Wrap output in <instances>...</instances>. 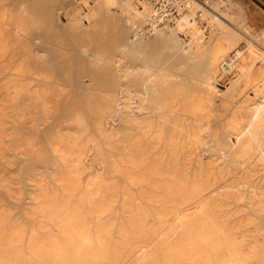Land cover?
<instances>
[{
    "label": "rangeland",
    "instance_id": "1",
    "mask_svg": "<svg viewBox=\"0 0 264 264\" xmlns=\"http://www.w3.org/2000/svg\"><path fill=\"white\" fill-rule=\"evenodd\" d=\"M239 3L213 1L209 11L193 3L180 18L190 29L177 33L145 27L148 1L0 0V238L25 255L22 263H34L30 247L49 237L61 246L70 236H86L91 250L100 237L108 251L123 237H136L133 248L145 245L112 264L141 263L143 250L168 257L163 240L177 236L181 211L171 201L190 188L180 180L192 181L182 169L185 150L176 159L174 148L186 147L187 126L200 123L217 162L197 178L204 181L197 198L220 184L256 187L253 200L244 193L236 202L218 192L232 186H221L211 208L246 241L250 264L264 260V2L251 3L255 17L249 3ZM82 44L108 61L123 54L120 63L90 59ZM178 164L179 178L171 169Z\"/></svg>",
    "mask_w": 264,
    "mask_h": 264
},
{
    "label": "bare ground",
    "instance_id": "2",
    "mask_svg": "<svg viewBox=\"0 0 264 264\" xmlns=\"http://www.w3.org/2000/svg\"><path fill=\"white\" fill-rule=\"evenodd\" d=\"M139 1H148L151 4V9H152V15H151V20L149 22V24H147L145 27L152 30L154 28H158L160 26H166L169 29H173L175 32L177 33H187V31L190 29L189 26H187L185 24V22L183 20H181V13L184 9H188L190 8V6L194 3L199 4L200 7H202L203 9L206 10H211L209 8V3L213 2V1H218L219 0H164L166 2H170L171 4L175 5V10L176 13L175 14H167L163 8L164 5H161L160 8H156V1L157 0H139ZM99 6V5H98ZM195 6V5H194ZM193 7V6H192ZM196 7V6H195ZM220 7H222L220 5ZM23 8V7H21ZM46 9V8H45ZM74 9V8H73ZM198 9V8H197ZM135 8L130 7L129 8V12L131 14H133L135 12ZM198 13V11H197ZM48 14V13H47ZM36 15V14H35ZM184 15V14H183ZM182 15V16H183ZM49 16V15H48ZM137 16V15H136ZM36 21V20H35ZM43 21V20H42ZM47 21V20H46ZM43 23V22H42ZM6 26V25H5ZM9 28V27H8ZM11 28V27H10ZM14 28V27H13ZM149 31V30H148ZM147 31V32H148ZM8 32V31H7ZM149 33V32H148ZM151 33V32H150ZM154 33V32H153ZM19 35V34H18ZM39 37L33 36V40L36 41ZM36 44V43H35ZM81 52L84 53L87 57H89L90 59L93 60H97L99 62H102L103 64H119L120 63V59H119V54L114 55L113 58L111 60H104L100 53H97L95 51H90L89 48H87L86 45L82 44L80 46ZM35 51V50H34ZM39 51V50H38ZM219 51V50H218ZM217 51V53H218ZM221 51V50H220ZM37 53V51L35 52ZM40 53V52H39ZM221 53V52H220ZM42 54V53H41ZM123 55V54H122ZM121 55V56H122ZM216 56V55H214ZM123 59V58H122ZM122 61V60H121ZM211 61V60H210ZM94 63V62H93ZM127 65V64H126ZM121 66V65H119ZM125 66V65H124ZM142 66V65H139ZM112 67V66H110ZM137 67V65H136ZM128 68V66H127ZM132 67H130L129 69H131ZM140 69V67H137ZM146 70H142V71H148L149 67H143ZM119 72V68H117ZM117 69H114L115 71ZM128 69V70H129ZM138 69V70H139ZM178 69V68H177ZM125 70V69H124ZM127 71V70H125ZM130 71V70H129ZM136 71V70H135ZM141 71V70H139ZM5 72V71H4ZM3 72V73H4ZM121 72V71H120ZM180 72V71H179ZM2 73V72H1ZM14 73V72H12ZM142 73V72H141ZM7 74V72L5 73ZM10 74V73H9ZM7 74V75H9ZM128 73H125L123 75L127 76ZM168 74H172V73H168ZM209 75V74H208ZM173 76V75H172ZM170 76V77H172ZM264 76V75H263ZM125 77V76H124ZM123 77V78H124ZM122 78V77H121ZM209 78V77H208ZM260 78V77H259ZM8 79V78H6ZM36 79V78H35ZM120 80V78H119ZM212 80V78L210 79ZM262 82H264V77L261 78ZM201 82V81H200ZM204 86L206 85L207 88H212L210 86V82H208L206 79L204 80ZM261 83V82H260ZM259 84V81H258ZM198 86V85H197ZM203 86V85H202ZM214 87V86H213ZM60 88V87H59ZM254 88V87H253ZM252 88V89H253ZM204 89V88H203ZM127 90V89H126ZM202 91V89H201ZM211 91V90H210ZM209 91V92H210ZM37 92V91H36ZM204 92V91H203ZM202 92V93H203ZM206 92V90H205ZM201 93V92H200ZM199 93V94H200ZM208 93V92H207ZM214 93V91H213ZM205 94V93H204ZM232 94V93H231ZM264 94V93H263ZM56 95V94H55ZM59 95V94H58ZM56 95V96H58ZM204 95H202L203 97ZM211 96V94H210ZM209 96V98H210ZM200 97V96H199ZM201 98V97H200ZM212 98V97H211ZM254 98V97H253ZM134 99V98H133ZM205 99V97H204ZM206 99H207V95H206ZM205 99V100H206ZM252 99V98H251ZM140 100V99H139ZM139 100H136L139 102ZM201 100V99H200ZM210 100V99H209ZM250 100V99H249ZM165 101V100H164ZM202 101V100H201ZM211 101V100H210ZM259 101V100H258ZM135 104V101H133ZM137 102V103H138ZM141 102V100H140ZM206 102V101H205ZM117 103V102H116ZM132 103V102H131ZM136 103V104H137ZM143 103V101H142ZM201 103V102H200ZM237 103V102H236ZM256 103V102H255ZM263 103V102H262ZM144 104V103H143ZM248 104V102H247ZM130 105V104H128ZM151 105V104H150ZM202 105V104H201ZM259 105V104H258ZM141 106V105H139ZM160 106V105H159ZM200 106V105H199ZM196 106V107H199ZM152 107V106H151ZM164 107V106H163ZM257 107V105H256ZM262 107V106H261ZM145 108V107H144ZM156 108V107H154ZM162 108V106H161ZM166 109V107H164ZM253 108V107H252ZM251 108V110H252ZM157 109V108H156ZM198 109V108H197ZM200 109V107H199ZM250 109V108H248ZM170 110V109H169ZM168 110V111H169ZM27 111V110H26ZM40 111V110H38ZM142 111V110H141ZM167 111V110H166ZM204 111V109H203ZM206 111V110H205ZM192 114V116H196L195 114H197V118H202L200 116V113H198L195 110L190 111ZM189 113V112H188ZM202 113V112H201ZM7 115V114H6ZM190 115V114H189ZM189 117V116H188ZM207 117V116H206ZM167 118V117H166ZM191 120V119H190ZM200 120V119H199ZM206 121V120H205ZM193 122V121H192ZM196 122V121H195ZM191 123V122H190ZM183 124V123H182ZM189 125V124H188ZM196 125V124H195ZM205 125V123H204ZM203 124H198L197 127H193V126H187L185 132H186V138L189 139L190 141L187 143L186 147H178L175 146L174 151L176 154V159H178V152H180V150H185L184 152V162H183V170L185 171V175L187 178H190L192 181H183L180 180L183 184L188 183L190 184V188L188 190H181L179 187V189L181 190V198H180V202L177 203L175 201H171L173 202L174 208L178 207L181 208V211H179L176 215L175 218L179 219L178 223L176 224V227H179L180 229L177 231V236L176 237H169V238H165L163 240V242L166 245H173L175 244V246H172L173 248H171L170 246L167 248V250H172L170 251L171 254H169L168 257H166L165 259H162V257L160 258H156L157 256H161L163 253H161V255H157L155 257V255H152L154 257L149 258L150 253H147V250L144 251L143 250V256L141 263L137 262V264H250L249 262H251V260L248 262V256L250 255L251 251H249L246 248V245L248 246V244H246V241L242 240V237L239 238L237 236V234L233 231H229L228 228L225 227V221H220L217 220L218 217L217 215L219 214H215L212 211V202L214 201V197L217 196L220 197V195L222 196H227L229 193V196L231 195V197L237 202H239V200L246 194L247 197L246 198H251V194H255L257 193V189L256 187L252 186L251 184H247V186H245V184L242 182H236L233 184H225L227 185V188H230L232 186L231 189H228L227 192L225 191H218L219 192V196H218V192L217 193H213V191H215V189L220 188L221 186H225L223 185H217L215 189L212 190H207L206 194H204L203 197L201 198H197L198 197V193H201V189H203L202 186L204 181L199 182V180H197L198 177H201V174H205V172H207V174L209 175V172L211 169H213V164L215 162H217V160H212L211 157L213 156L212 154L208 153V148L205 145V143L202 141L201 135L198 133V131H201L203 129H205ZM206 126V125H205ZM196 129V130H195ZM179 132L180 129H179ZM178 132V133H179ZM249 133V132H248ZM244 134V133H243ZM242 134V135H243ZM247 134V133H246ZM250 134V133H249ZM248 135V134H247ZM245 136V135H243ZM178 137V136H177ZM181 137V136H179ZM247 137V136H246ZM250 137V136H249ZM252 138V137H250ZM228 142V141H227ZM239 143V142H237ZM137 146L139 147V143H136ZM229 144V142H228ZM233 146V144H232ZM236 146V145H235ZM247 147V149H251V147H249L248 145H245ZM244 147V146H242ZM227 149V148H226ZM229 149V147H228ZM242 149V148H241ZM241 149L239 151H241ZM246 149V148H245ZM35 150V149H34ZM230 150V149H229ZM234 150V149H233ZM236 151H238V149H236ZM252 151V150H251ZM141 153H146V151L142 150L140 151ZM226 150H219L217 151V156L218 159H223ZM230 153V152H228ZM235 153V152H234ZM233 153V154H234ZM238 153V152H237ZM240 153V152H239ZM255 154L258 155L259 151L255 149V152H253ZM231 154V153H230ZM229 154V155H230ZM228 155V156H229ZM232 155V154H231ZM230 155V156H231ZM260 155V154H259ZM65 157V156H64ZM234 156H232L233 158ZM237 157V155L235 156ZM229 158V157H228ZM239 158V157H238ZM234 159V158H233ZM260 159V158H259ZM141 160V159H140ZM64 161V160H62ZM143 162H146L145 159H142ZM230 161V159H229ZM244 161V160H243ZM247 161V160H245ZM225 162V161H224ZM223 162V163H224ZM220 163V162H219ZM246 163V162H245ZM218 164V163H217ZM227 164V162H226ZM229 164H231V162H229ZM233 164H236L235 161L233 162ZM243 164V163H242ZM249 164V163H247ZM225 165V164H224ZM147 166H149L147 164ZM216 166V165H214ZM228 166V164H227ZM241 166V164H240ZM245 166V165H244ZM247 166V165H246ZM181 167L179 164L175 165L173 168L171 169H175V173H173L176 177L179 178V175L176 174L177 169ZM232 167H234L232 165ZM238 166L236 165V168ZM149 168L152 170L151 166H149ZM162 168V167H161ZM224 168V167H223ZM235 168V169H236ZM242 168V167H241ZM244 168V167H243ZM145 169H146V165H145ZM166 171H168L167 167H165ZM227 169V168H226ZM233 169V168H232ZM239 169V168H238ZM237 169V171H238ZM246 169V168H245ZM212 171V170H211ZM229 171V170H228ZM169 172V171H168ZM235 172V171H234ZM156 173V172H155ZM154 173V174H155ZM153 174V175H154ZM235 175V174H233ZM154 179H152L151 181L156 182V175H154ZM158 176V175H157ZM195 176V177H194ZM207 176V175H206ZM234 178V177H233ZM158 179V178H157ZM246 181V180H245ZM150 182V181H149ZM152 183V184H153ZM158 183V182H157ZM155 183V184H157ZM150 184V185H152ZM154 184V185H155ZM176 184V183H175ZM153 185V187H154ZM157 188H158V184H157ZM162 188V187H161ZM174 187H172L173 190ZM225 189V188H224ZM162 190V189H161ZM259 191V190H258ZM245 193V194H244ZM153 195V194H152ZM160 195V194H159ZM216 195V196H215ZM151 196V195H150ZM149 196V197H150ZM162 196V195H161ZM254 196V195H252ZM260 196V195H259ZM259 196L257 198H259ZM148 197V196H147ZM153 197H155L153 195ZM228 197V196H227ZM230 197V198H231ZM156 198V197H155ZM162 198V197H161ZM216 198V199H217ZM256 198V196H255ZM215 199V200H216ZM220 199V198H218ZM224 199V198H223ZM241 199V200H242ZM249 199V201H250ZM157 200V199H156ZM159 200V198H158ZM162 200V199H160ZM164 200V198H163ZM244 200V199H243ZM253 200V199H252ZM262 200V199H261ZM165 201V200H164ZM169 201V200H166ZM165 201V202H166ZM220 201V200H219ZM248 201V200H246ZM255 201V200H254ZM260 201V200H259ZM258 201V202H259ZM264 201V200H263ZM159 202V201H158ZM232 202V200H231ZM241 202V201H240ZM256 203H258L257 201H255ZM254 202V203H255ZM161 203V202H160ZM163 203V202H162ZM250 203V202H249ZM261 203V202H260ZM259 203V204H260ZM219 204V202H218ZM252 204V202L250 203ZM263 204V202H262ZM215 205V204H214ZM253 205V204H252ZM256 205V204H255ZM260 206V205H259ZM59 207V206H58ZM56 208V207H55ZM61 208V207H60ZM65 208V207H63ZM214 208V206H213ZM259 208V207H258ZM263 208V207H262ZM76 209V208H75ZM215 209V208H214ZM261 209V208H260ZM67 210V209H66ZM78 210V209H77ZM80 210V209H79ZM82 210V209H81ZM186 211V212H182V211ZM53 211V210H52ZM75 211V210H74ZM81 212V211H80ZM79 212V213H80ZM217 212V211H215ZM236 212V211H235ZM77 213V212H76ZM75 213V214H76ZM49 215V214H48ZM74 215V214H73ZM142 215V214H141ZM138 215V216H141ZM148 216V215H147ZM71 218V217H70ZM85 218V217H84ZM143 218V217H141ZM77 219V218H76ZM171 219V218H170ZM65 220V219H64ZM74 220V219H73ZM86 221V220H85ZM84 222V221H83ZM9 224V223H8ZM62 224V223H61ZM264 225V224H263ZM68 228V227H67ZM257 228V227H256ZM261 228V227H260ZM124 229V228H123ZM127 229V228H126ZM264 229V228H263ZM261 230V229H259ZM262 231V230H261ZM128 232V231H125ZM64 233V232H63ZM72 233V232H71ZM81 233V231L79 232ZM260 233V231H259ZM2 235V234H1ZM126 235V234H125ZM5 237V236H4ZM136 237H123V245L120 247H114L111 250H107V246L109 247L110 244L107 245V243L102 242V238L100 237L98 240V246L91 250V248L88 249V247L90 245L86 244V236L85 237H66L65 242L63 243V245L59 246L57 245V241L55 240V238L53 239V237H49L50 242L47 243V245L45 244V246H41L40 245H35L33 247H30V253L31 255L34 257H36V261L32 260V262H34L35 264H88L89 261L92 262L91 258L95 259V263L94 264H112L114 263V258L116 259V257H121V259L123 258L124 254L127 252H131L137 247L139 249H142V247H144L145 245H140V246H135L134 248L131 247L133 244V239H135ZM161 238V237H160ZM159 238V239H160ZM245 238V237H244ZM9 239V238H8ZM157 239V238H156ZM158 239V240H159ZM162 239V238H161ZM157 240V241H158ZM8 241V240H7ZM7 241H2L0 238V261L3 264H24L27 263L24 262L22 263V261H24L23 259H25V255L17 252L16 253H12L11 250H9L10 248V244ZM14 241V240H13ZM105 241V240H104ZM31 242V240H30ZM39 242V241H38ZM89 242V241H88ZM162 243V242H161ZM163 243V245H164ZM14 244V243H13ZM37 244V243H36ZM115 244V243H114ZM158 244L159 241H158ZM250 244V243H249ZM34 245V244H33ZM89 245V246H88ZM93 245V244H92ZM157 243L155 244L156 247ZM28 246V245H27ZM106 246V247H105ZM160 246V245H159ZM157 246V247H159ZM251 246V245H250ZM131 247V248H130ZM133 248V250H131ZM163 248V246L161 245V249ZM166 248V246H165ZM160 249V248H159ZM19 250V249H18ZM22 250V249H20ZM86 250L87 253H84ZM131 250V251H130ZM153 250V249H152ZM158 250V249H157ZM154 250L153 252L157 251ZM164 250V249H163ZM163 250H160L163 252ZM251 250V248H250ZM256 250V249H255ZM25 252V250H23ZM136 251V250H135ZM166 251V250H165ZM152 252V251H151ZM254 252V251H253ZM137 253V252H136ZM134 252V254H136ZM142 253V252H141ZM140 253V254H141ZM159 253V252H158ZM121 254L123 256H121ZM152 254V253H151ZM27 255V254H26ZM139 255V254H138ZM165 255V254H164ZM261 255V254H260ZM136 256V255H135ZM163 256V255H162ZM254 256V255H251ZM250 256V257H251ZM259 256V255H258ZM25 257V258H24ZM127 257V256H126ZM163 257V258H164ZM248 257V258H247ZM30 259V258H29ZM28 259V260H29ZM32 259V258H31ZM120 259V258H118ZM137 259V257H136ZM135 259V260H136ZM250 259V258H249ZM252 259V258H251ZM27 260V259H26ZM113 260V261H112ZM30 261V260H29ZM119 261V260H116ZM125 261V260H124ZM130 260H128L129 262ZM133 261V260H132ZM138 261V260H137ZM255 261V260H253ZM252 261V263H253ZM112 262V263H111ZM120 262V261H119ZM126 262V261H125ZM123 262V264L125 263ZM127 262V263H128ZM134 262V261H133ZM1 263V264H2ZM33 263V264H34ZM126 263V264H127ZM131 263V262H130ZM129 263V264H130ZM93 264V263H92ZM255 264H264V260H259L257 261V263L255 262Z\"/></svg>",
    "mask_w": 264,
    "mask_h": 264
},
{
    "label": "built area",
    "instance_id": "3",
    "mask_svg": "<svg viewBox=\"0 0 264 264\" xmlns=\"http://www.w3.org/2000/svg\"><path fill=\"white\" fill-rule=\"evenodd\" d=\"M161 5H164L163 10L167 14H175L176 13L175 5L171 4L170 2H166L164 0H157L156 1V8H160Z\"/></svg>",
    "mask_w": 264,
    "mask_h": 264
},
{
    "label": "crops",
    "instance_id": "4",
    "mask_svg": "<svg viewBox=\"0 0 264 264\" xmlns=\"http://www.w3.org/2000/svg\"><path fill=\"white\" fill-rule=\"evenodd\" d=\"M227 1V4L229 2H233L234 4H236L237 6L240 7V3L239 2H246V3H249L248 4V7L250 8L251 7V10L253 11V17L256 16L257 13V10L256 8L254 7V5H252L251 3H255V2H264V0H225Z\"/></svg>",
    "mask_w": 264,
    "mask_h": 264
}]
</instances>
